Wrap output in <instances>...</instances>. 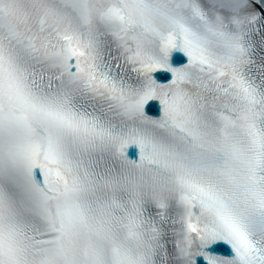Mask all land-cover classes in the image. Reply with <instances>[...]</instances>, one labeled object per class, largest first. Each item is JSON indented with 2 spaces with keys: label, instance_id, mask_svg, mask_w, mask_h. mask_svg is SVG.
<instances>
[{
  "label": "snow or ice",
  "instance_id": "snow-or-ice-1",
  "mask_svg": "<svg viewBox=\"0 0 264 264\" xmlns=\"http://www.w3.org/2000/svg\"><path fill=\"white\" fill-rule=\"evenodd\" d=\"M0 264H264V0H0Z\"/></svg>",
  "mask_w": 264,
  "mask_h": 264
}]
</instances>
